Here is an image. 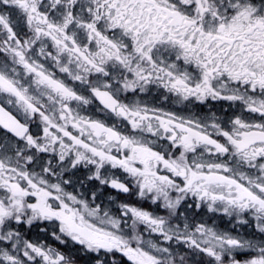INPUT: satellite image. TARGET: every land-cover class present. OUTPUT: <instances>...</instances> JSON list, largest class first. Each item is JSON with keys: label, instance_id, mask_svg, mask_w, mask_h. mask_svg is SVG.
<instances>
[{"label": "snow or ice", "instance_id": "6c2138e0", "mask_svg": "<svg viewBox=\"0 0 264 264\" xmlns=\"http://www.w3.org/2000/svg\"><path fill=\"white\" fill-rule=\"evenodd\" d=\"M0 264H264V0H0Z\"/></svg>", "mask_w": 264, "mask_h": 264}]
</instances>
